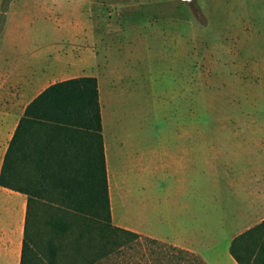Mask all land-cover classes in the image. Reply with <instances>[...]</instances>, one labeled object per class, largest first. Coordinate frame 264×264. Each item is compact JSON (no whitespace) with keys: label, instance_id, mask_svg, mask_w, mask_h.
<instances>
[{"label":"crops","instance_id":"0c3cea01","mask_svg":"<svg viewBox=\"0 0 264 264\" xmlns=\"http://www.w3.org/2000/svg\"><path fill=\"white\" fill-rule=\"evenodd\" d=\"M261 7L263 17L260 20L252 17L247 24L250 37L264 31V0ZM92 8V0L10 2L0 34V174L10 141L28 105L55 82L95 76L100 92L113 222L192 249L206 259L204 250L194 244L204 239L205 223L210 220L226 230L227 250L223 251L226 264H240L231 252V245L237 236L264 221V180L252 179L247 170L251 163L245 160L229 162L231 167L223 174L220 144L204 141L165 144L158 155L155 127L144 128L140 133L138 127L121 124L120 118L114 125L111 115L116 112L111 113L110 96H118L122 87L115 79L107 85L104 55L87 57L68 47L91 32ZM42 22H49L53 30L41 32L38 27ZM99 62H102L100 69ZM129 96L131 104L125 111L131 117L137 112L131 91ZM117 114H121L120 107ZM73 134L75 131H62L56 140V165L86 164V147L83 157L77 155L79 147L71 137ZM159 175L170 179L165 185V195L156 191ZM222 177L229 179L225 199L220 198ZM0 192L7 196L0 202V264H21L27 194L1 184ZM219 200L225 203L223 207ZM209 204H215V209L206 208ZM165 223L168 232L162 229ZM255 239L258 235H249L242 239V244L252 246Z\"/></svg>","mask_w":264,"mask_h":264},{"label":"rangeland","instance_id":"374dc122","mask_svg":"<svg viewBox=\"0 0 264 264\" xmlns=\"http://www.w3.org/2000/svg\"><path fill=\"white\" fill-rule=\"evenodd\" d=\"M92 1L91 32L68 47L87 57L104 55L107 85L115 79L122 87L110 96L114 125L120 118L140 133L155 127L158 155L165 144H220L223 174L229 162L245 160L252 179L264 180V31L250 37L247 28L252 17H263V0ZM5 4L0 0L1 10ZM38 29L53 30L49 22ZM129 91L137 112L131 117ZM169 181L158 176V194L165 195ZM228 181L222 177L220 198L228 195ZM5 197L0 192V202ZM205 226L194 246L209 264H226V230L210 220ZM162 229L169 231L167 223Z\"/></svg>","mask_w":264,"mask_h":264},{"label":"trees","instance_id":"16d2710c","mask_svg":"<svg viewBox=\"0 0 264 264\" xmlns=\"http://www.w3.org/2000/svg\"><path fill=\"white\" fill-rule=\"evenodd\" d=\"M11 1L0 11V34ZM62 131H75L86 164L56 165ZM0 184L27 194L21 264H209L192 249L113 222L95 76L55 82L28 105ZM249 235H258L252 246L242 244ZM231 252L240 264H264V221L237 236Z\"/></svg>","mask_w":264,"mask_h":264}]
</instances>
